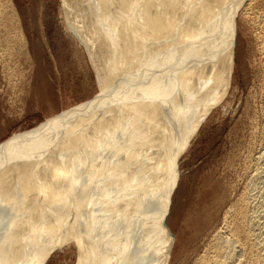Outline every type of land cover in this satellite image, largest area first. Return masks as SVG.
Here are the masks:
<instances>
[{"label":"bare ground","instance_id":"obj_1","mask_svg":"<svg viewBox=\"0 0 264 264\" xmlns=\"http://www.w3.org/2000/svg\"><path fill=\"white\" fill-rule=\"evenodd\" d=\"M62 4L101 93L1 146L0 264H45L71 243L79 264H168L177 160L227 93L238 15L264 55V0ZM7 9L4 30L16 20L2 21ZM261 144L197 264H264V134Z\"/></svg>","mask_w":264,"mask_h":264},{"label":"rangeland","instance_id":"obj_2","mask_svg":"<svg viewBox=\"0 0 264 264\" xmlns=\"http://www.w3.org/2000/svg\"><path fill=\"white\" fill-rule=\"evenodd\" d=\"M0 3L9 9L2 21L16 17L6 30L4 22L0 24L1 148L54 116L92 102L101 87L84 46L66 27L62 0ZM254 33L241 16L234 19L227 93L202 115L177 160L164 226L168 251L172 249L168 264H197L225 213L244 191L251 157L262 149L264 55ZM45 264H79L77 246L55 250Z\"/></svg>","mask_w":264,"mask_h":264}]
</instances>
